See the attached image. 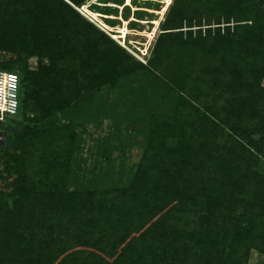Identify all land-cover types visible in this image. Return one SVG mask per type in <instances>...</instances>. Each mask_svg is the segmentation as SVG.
<instances>
[{
	"label": "trees",
	"instance_id": "16d2710c",
	"mask_svg": "<svg viewBox=\"0 0 264 264\" xmlns=\"http://www.w3.org/2000/svg\"><path fill=\"white\" fill-rule=\"evenodd\" d=\"M86 1L0 0V47L15 44L24 54L0 67L20 78L19 111L0 126V179H13L16 205L36 192L57 194L63 217L77 213L84 239L76 245L97 250L27 253L21 239L5 246L8 264H250L252 251L264 255V0H173L146 64L76 10ZM140 71L162 83L174 106L154 119L129 186L109 204L94 200L86 215L95 194L74 209L82 197L65 190L68 173L74 164L83 179L102 146L55 119ZM29 102L35 125L14 130ZM119 134L108 144L129 150L132 132ZM19 212L0 209L7 245V235H21L8 232Z\"/></svg>",
	"mask_w": 264,
	"mask_h": 264
},
{
	"label": "rangeland",
	"instance_id": "374dc122",
	"mask_svg": "<svg viewBox=\"0 0 264 264\" xmlns=\"http://www.w3.org/2000/svg\"><path fill=\"white\" fill-rule=\"evenodd\" d=\"M172 3L173 0H87L76 10L138 62L146 64L153 57L156 41L162 32L161 24ZM23 57L21 49L15 44L0 47V67ZM29 62L32 70H35L39 64L38 58L35 57ZM172 100L162 83L158 84L146 71H140L121 77L113 85L97 91L91 98L85 101L81 99L75 109L61 112L57 116L58 118L55 119L57 125L70 123L77 126V130L92 138L90 146H95L96 142L102 146L100 153L98 152L91 161V170L88 171V175L82 177L83 179L77 178L79 171L74 164L69 169L65 190L67 193L77 191L82 197V201L73 202L74 209L79 210L83 205L82 202L89 198V194H95V198L84 207V214L87 215L90 210L87 208L94 205L92 204L94 200H103L109 204L118 189L129 186L142 160L146 137L154 124V119L170 113L174 106ZM31 108L30 102L24 106V115L11 124L14 130H26L35 125L33 118L36 113ZM45 123L41 121L37 123V127ZM261 128L260 130H264V125ZM122 130L132 132L133 138L128 145L129 150L108 144L110 139L115 142L116 138H122L123 136L119 134ZM1 131H5L3 127H0ZM253 137L255 141H259L262 134ZM31 138H34V135ZM4 142L6 143V138ZM32 148H35L34 145L29 146L28 150ZM76 157L77 152L74 153V159ZM28 163L30 164V161ZM30 165L34 166V164ZM2 171L4 166L0 164V172ZM11 181L13 179L6 184L0 179V209H3L4 205L9 207V210L15 207L20 209L18 213V216L22 215L19 216L20 221L9 224L8 232L14 233L15 229H18L21 235H7L8 240H11V244L7 245L5 242L7 239H4L5 235L2 234L0 227V264H8L6 259L9 258V252L5 246L13 248L21 239L25 244L28 243L27 253L42 246L62 248V251H66L63 256L74 252L78 254L80 250H85L87 253L97 252L92 241L91 245L81 247L76 245L78 237L84 239L75 221L74 216L77 213L73 210L63 217L58 211L62 208L57 204L59 202L55 197L57 194L43 196L36 192L25 201L24 205L19 203L16 205L17 199L13 195L15 184L10 183ZM82 256L84 254L78 257L83 258ZM23 260V263H27L30 260L29 256H25ZM249 262L264 264V255L252 251Z\"/></svg>",
	"mask_w": 264,
	"mask_h": 264
},
{
	"label": "built area",
	"instance_id": "2783aa9c",
	"mask_svg": "<svg viewBox=\"0 0 264 264\" xmlns=\"http://www.w3.org/2000/svg\"><path fill=\"white\" fill-rule=\"evenodd\" d=\"M20 78L16 73L0 70V122L17 115L20 108Z\"/></svg>",
	"mask_w": 264,
	"mask_h": 264
},
{
	"label": "water",
	"instance_id": "95a60500",
	"mask_svg": "<svg viewBox=\"0 0 264 264\" xmlns=\"http://www.w3.org/2000/svg\"><path fill=\"white\" fill-rule=\"evenodd\" d=\"M2 125V123L0 122V126ZM7 137V132L5 131H1L0 132V146H4L5 145V138Z\"/></svg>",
	"mask_w": 264,
	"mask_h": 264
}]
</instances>
